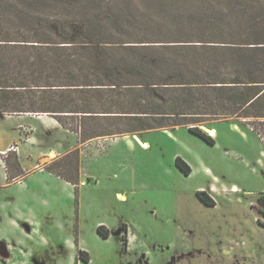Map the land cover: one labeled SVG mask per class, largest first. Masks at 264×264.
Wrapping results in <instances>:
<instances>
[{
	"label": "trees",
	"instance_id": "16d2710c",
	"mask_svg": "<svg viewBox=\"0 0 264 264\" xmlns=\"http://www.w3.org/2000/svg\"><path fill=\"white\" fill-rule=\"evenodd\" d=\"M22 114L82 144L187 127L215 145L194 125L264 124V0H0V115ZM70 157L75 179L62 173ZM79 163L76 150L46 170L77 183ZM254 208L264 227V196Z\"/></svg>",
	"mask_w": 264,
	"mask_h": 264
},
{
	"label": "rangeland",
	"instance_id": "374dc122",
	"mask_svg": "<svg viewBox=\"0 0 264 264\" xmlns=\"http://www.w3.org/2000/svg\"><path fill=\"white\" fill-rule=\"evenodd\" d=\"M0 118L5 120L9 117ZM40 120L36 122L37 128L17 119L2 122L0 128L1 139L6 145L11 139L18 143L8 160L9 180L5 178L4 170L0 174V235L4 244L8 241L12 249H17L16 253H10L9 259L0 255L2 263L37 264L36 257L44 255L40 262L53 264L55 254L42 250L35 240L50 231L63 237L64 241L71 235L75 239L74 246L77 245L76 239L78 244L81 242V245L87 246L91 250L87 251L91 259L86 263L79 258L83 264H124L129 259L126 253H131L124 249V239H127V233H131V224L144 240L147 238L145 245L151 253H155L153 259L165 264H197L204 262L205 253L203 249L194 252L193 245L201 247L210 235L219 234L221 229L227 231L230 228V233L235 235L236 217L237 226L242 231H246L245 226H250L249 215L246 217L239 206L234 205V211L224 208L220 211L207 210L191 192L200 186L208 188L211 184L227 190L237 185L245 194L234 196V201L240 197H246L248 201L252 199L251 195L256 199L255 194L264 190L263 123L252 126L258 129L263 139L250 126L238 120H208L194 125L214 136L215 145L206 143L187 127H178L172 134L157 130L79 143L80 162L87 175L81 178L85 180V186L81 187L79 196L75 190L70 195L62 182L48 180L46 173H39L38 169L33 171L30 162L16 163L18 149L26 156L30 153L38 155L42 150L47 154L49 147L58 146L61 140L71 144L77 142L78 136L71 131L66 132L63 127L66 131L60 129L56 133L58 140L52 132L38 133V128L43 127L42 122L49 119ZM212 129L217 130V135ZM69 134L72 136L67 137ZM32 137L29 142L34 146L26 143ZM48 155H44L45 169L65 157ZM178 157L191 167L190 175L178 168ZM67 163L70 165L62 173L75 179L76 161L70 157ZM0 164L6 166L5 161H0ZM18 175L25 178L13 179ZM88 176L94 180L89 181ZM120 194L126 195L127 199ZM155 205L160 206L156 208L157 212ZM28 220L36 225L38 232L33 230L30 234L32 228L28 229L25 222ZM58 224L64 227L55 228ZM101 225L108 228L110 238L99 234L98 227ZM194 225L197 227L193 242ZM256 237L264 241L261 239L264 233L260 232ZM183 246L189 248L183 250ZM179 248L181 253L174 255ZM32 251L36 253L35 257L31 255ZM133 256L136 252L132 253ZM69 262L66 258L64 263Z\"/></svg>",
	"mask_w": 264,
	"mask_h": 264
},
{
	"label": "crops",
	"instance_id": "0c3cea01",
	"mask_svg": "<svg viewBox=\"0 0 264 264\" xmlns=\"http://www.w3.org/2000/svg\"><path fill=\"white\" fill-rule=\"evenodd\" d=\"M0 116L9 117V118H6L5 120H2L0 118V128H2V122L6 121V120H10V119L24 120V121H27V123H30L31 125H33L37 128L36 122L41 121L40 119L46 117L49 120H46V122H42L43 127L41 129L38 128V133L46 131V133L51 134V132H52L53 137H55L56 140H58L59 137L56 135L57 131L60 129L66 131L65 129L62 128V126L58 123L57 120H55L54 118L49 117L47 115L22 114V115H0ZM47 128H52V130L49 131V130H47ZM212 130H214L216 135H217V130L216 129H212ZM168 131H169L168 132L169 134H172L173 130H168ZM66 132L69 133L70 131L67 130ZM1 133L2 132H0V161H5L6 166L4 167L0 164V174L4 170V176H5V178L7 177V179L9 180V177H10L9 176V168H10L9 164L10 163L8 162V160L10 159V155L13 154L11 151V148L14 147L18 143H16L14 141V139L13 140L11 139L9 141V143L6 145L1 139V136H2ZM71 136L72 135L69 134L67 137H71ZM212 137L215 138L214 136H212ZM136 138L139 139V136H137ZM32 139H33V137L31 139H28L26 143L30 144L29 141H31ZM130 139H132V138H130ZM33 142H35V141H33ZM79 143H80V141L78 138H77V142L74 144L65 143V141L61 140L58 146L49 147L50 149H48L47 154H45L44 150H42V152L38 155H32L30 153L28 156L23 155L20 152L21 150L18 149L19 152L17 151L18 157L16 156V163L17 162L24 163L25 161L30 162L29 165L33 169V171L38 169L37 172L42 173V174L46 173L48 180H55V181L62 182L63 188L68 193H70V195L75 190V192L78 193L80 196L81 187H83L82 182H85V180H83V179L81 180V178L83 176H87L84 174V172L82 170V163H81L82 161L80 162L81 163L80 164V168H81L80 169L81 170L80 180L77 183L69 182L66 179H63V178H61V177H59L53 173L48 172L44 167L46 163L43 162V160H45L44 155L47 156L49 154L50 156H52V154H54V158H57V157L67 156V155L71 154L72 152L79 150L81 148ZM142 143L144 145L146 144L145 142H142ZM30 145L34 146L33 144H30ZM38 147H39V142H38ZM27 171L31 172V173L33 172V171H29V169H27ZM19 178L21 180V178L23 179L25 177H22L20 175L13 177V179H15V180H19ZM215 178L217 179V177H215ZM88 180L93 181L94 178L92 176H88ZM8 184L11 185V183H8ZM76 188H78V189H76ZM200 191H207L210 194V196L216 201L217 205L214 207H210V206H207L204 203H202L201 200L197 196V192H200ZM131 193H133V192H131ZM191 193L196 195L197 202L200 205H203L204 208L207 210H212V211L219 210L220 211L221 209L224 208V209L229 210V211H234L235 209L233 207H234V205H237L245 211L246 217H248V215H249V218L251 219L249 221L250 226L244 227V229H246V231H242L241 227L237 226V217H236L235 221H234V224H236V229L234 230L235 235L230 233V228L227 231L221 229V232L219 234L213 233V235H210L207 238L205 244L201 245V247L199 246L198 248H196V246L193 245L192 249L194 250V252H196L197 250L203 249V252L205 253V256L203 258V259H205L204 262H202V263L197 262V264H264V241H260V238L256 237V235L259 234L260 232L264 233V227L259 224L258 216L256 214V209L254 208V206H256L258 204L259 200L264 196V190L259 191L258 194H255L256 199L253 197V195H251L252 199H250L248 201H247L246 197H240V198L236 199V201L233 200L234 196L245 194L242 191V189H240L237 185H233V188L231 190L230 189L227 190V188H225V187H222V189H221L220 187H216L215 185L211 184L210 187H208V188L200 186V187L196 188L194 191H192ZM133 194L135 195V193H133ZM246 195H249V194H246ZM119 196L123 197V199H127L126 195L120 194ZM159 207H160L159 205H155V211L156 212H157L156 208H159ZM231 216L233 217L232 214H231ZM247 220H248V218H247ZM25 222H27L26 226L28 229H29V227L32 228V229H30L31 231H29L31 235L33 233V230L35 233L38 232V230L35 229L36 225L34 223H30L31 222L30 220L25 221ZM58 226L64 227L63 225L58 224L55 226V228H58ZM101 226H103V225H101ZM196 227L197 226L194 227L193 232H192L193 233V235H192L193 242L195 241L194 240V234H195L194 231H195ZM230 227H231V225H230ZM65 228H66V226H65ZM106 229L108 230V228H106ZM130 230H131L130 232L132 234L127 233V237L125 236L127 238L126 239L127 243H126V246L124 247V249L126 251H129V252L131 251V253L130 254L126 253L127 256L129 255V259L127 261H125L124 264H149L148 261L153 262L154 264H165V262H159V261L155 260V258L153 259V255L155 253H151V251L146 248L145 244L148 241L146 237L144 240L143 237L140 236V234L138 233L137 229L131 224H130ZM108 232L110 234L109 230H108ZM25 233L28 234V232H25ZM130 234H131V236H130ZM136 234H138L139 236H136ZM59 236L60 235H56L55 232L47 231V233H44L43 236L41 235V239H39V240L35 239V240L37 243H39L38 246L42 250L43 249L49 250L53 254H55V257H54L55 262L53 264H66V263H64L66 258H68V260H70V262L67 264H83L80 261L81 258L79 257V252L80 251L87 252V251H91V250L87 246L81 245V242H79V244H78L77 239H76L77 245L74 246V240L75 239H73L71 235H69L70 237H68L66 239V241H64L62 239L63 237H59ZM108 238H110V235ZM122 238H124V237H122ZM261 239H264V238H261ZM3 240L4 239H1V235H0V242L4 243ZM132 242H133V246H132ZM136 242H137V245H134V243H136ZM8 243L9 242L6 241L5 246L9 252V256L7 257L9 259V258H11L10 253L11 254H12V252L16 253L17 249H12V247H10L11 245ZM188 248L189 247H187V246L182 247L183 250L184 249L186 250ZM182 249L179 248V251L174 252V255L181 253ZM49 251H47V253ZM134 252H136V256L131 257L132 253H134ZM31 255L35 257L36 253L32 251ZM206 257L208 258V260H206ZM16 258H18V257H16ZM89 258H90V254H89ZM36 259L38 261L37 264H42V262H40V261L44 259V255H38V257H36ZM83 262H85V261H83ZM6 263H9V261ZM86 263H89V262H86ZM0 264H5V263H2V261L0 260ZM23 264H25V262Z\"/></svg>",
	"mask_w": 264,
	"mask_h": 264
},
{
	"label": "water",
	"instance_id": "95a60500",
	"mask_svg": "<svg viewBox=\"0 0 264 264\" xmlns=\"http://www.w3.org/2000/svg\"><path fill=\"white\" fill-rule=\"evenodd\" d=\"M0 255H2L4 258L9 256V252L4 243H0Z\"/></svg>",
	"mask_w": 264,
	"mask_h": 264
},
{
	"label": "built area",
	"instance_id": "2783aa9c",
	"mask_svg": "<svg viewBox=\"0 0 264 264\" xmlns=\"http://www.w3.org/2000/svg\"><path fill=\"white\" fill-rule=\"evenodd\" d=\"M11 151H16L15 147H12V148H11ZM82 186H85V182L82 183Z\"/></svg>",
	"mask_w": 264,
	"mask_h": 264
},
{
	"label": "bare ground",
	"instance_id": "6f19581e",
	"mask_svg": "<svg viewBox=\"0 0 264 264\" xmlns=\"http://www.w3.org/2000/svg\"><path fill=\"white\" fill-rule=\"evenodd\" d=\"M211 135H214L213 131H211Z\"/></svg>",
	"mask_w": 264,
	"mask_h": 264
},
{
	"label": "flooded vegetation",
	"instance_id": "af4514ba",
	"mask_svg": "<svg viewBox=\"0 0 264 264\" xmlns=\"http://www.w3.org/2000/svg\"><path fill=\"white\" fill-rule=\"evenodd\" d=\"M0 243H2V242H0Z\"/></svg>",
	"mask_w": 264,
	"mask_h": 264
}]
</instances>
